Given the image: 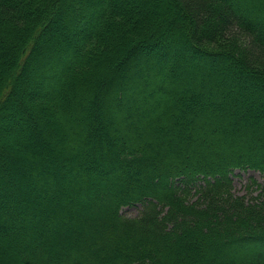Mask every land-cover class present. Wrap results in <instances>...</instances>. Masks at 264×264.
Instances as JSON below:
<instances>
[{"label": "trees", "instance_id": "trees-1", "mask_svg": "<svg viewBox=\"0 0 264 264\" xmlns=\"http://www.w3.org/2000/svg\"><path fill=\"white\" fill-rule=\"evenodd\" d=\"M132 2L0 0V140L29 118L46 140L51 134L52 149L45 147L46 161L36 155L10 170L11 153L0 149V230L12 233L5 257L14 253L11 264H264V181L247 198L232 193L229 176L264 174V117L247 105L244 89L253 81L264 90V0ZM158 2L166 14L156 23L145 10ZM31 138L21 150L41 141L37 132ZM94 159L105 180L127 166L138 176L100 191L101 179L87 174ZM28 166L30 176L17 174ZM51 167L78 179L51 177ZM33 186L74 196L95 188L99 217L73 209V200L20 205ZM134 204L142 205L137 216L120 212ZM34 215L79 219L90 231L49 236ZM187 234L196 251L183 244Z\"/></svg>", "mask_w": 264, "mask_h": 264}, {"label": "rangeland", "instance_id": "rangeland-1", "mask_svg": "<svg viewBox=\"0 0 264 264\" xmlns=\"http://www.w3.org/2000/svg\"><path fill=\"white\" fill-rule=\"evenodd\" d=\"M132 1H134V0H129V3L134 4V2H132ZM164 1L169 3V0H164ZM159 5H160L159 2L155 3L152 6L153 8L148 7L145 10V12L147 14L152 13L153 18L155 20L154 22H156V23L157 22L159 23V21L161 19H163L164 15L166 14V13L163 14L164 11L161 9V8L165 7V5L164 6L163 5L159 6ZM211 49H214V50L221 49V44L218 43L217 46H214ZM180 58L183 59L184 57H180ZM171 60L176 62L177 60H179V55H177L176 52H173L172 57L170 58V61ZM190 61H191V59H190ZM228 66L230 67V70L228 71V73L231 74V76L238 75L237 71L235 70L234 64H229ZM171 70H172V68H171ZM255 85H256V82L250 81L249 84L247 85V87L244 89L247 93V96H246L247 97V101H246L247 105L249 107L251 106L253 108L252 110L257 113V115L259 116L258 120H260L261 118L264 117V90L261 91L260 88L256 89ZM182 90L189 91L190 88L184 87V89H182ZM178 93H180V92H178ZM240 93L243 94L242 88L237 90V93L235 94V97H234L236 100H238L236 97L241 96ZM200 94L201 93L199 92V95ZM211 96H213V99L217 98V96L214 94ZM219 96L220 97L217 98L216 101L218 100L219 102H221V100L226 99L225 94H220ZM209 100H212V99L207 97L206 101H209ZM161 115L162 114H159V116H161ZM19 116H20V114L14 116V117H18V119H19ZM24 117H26V116L24 115ZM15 119H17V118H15ZM19 121L21 124L20 132H17V134H15V132L12 133V131H10V135L7 134V135H5V137H3L4 141L0 140V149H6L7 148L8 152L11 153V157H8L5 159L6 161L7 160L11 161V163L8 166L9 170L14 169L16 167L17 168L20 167V169H21L20 165L25 164V159H28L30 157L33 158L36 155L44 158L46 161V156H45L46 154H44L46 151L45 147L52 150L50 145L47 144V141L49 142V140H51V137H50L51 134L50 133H48V136L50 135L49 140L48 139L46 140L42 136V128H40V126H38V124H35V122H33L34 120L26 118V119H21ZM96 125L101 130L105 128V125L102 122H100L99 120L96 123ZM192 130H194V128H192ZM35 132H37L39 140H41L38 142V145L32 144L31 146L24 147V149L21 150L20 146H22L23 143L28 142V138L30 139L32 134ZM56 136L59 137V134H56L52 137V139L54 138V140H52L53 142L50 141L52 146L59 145L58 140L57 139L55 140V138H57ZM191 139L192 140H191V142H189V144L190 143L191 144L197 143L196 139H194V137H192ZM95 147H97V148H95L96 153H97L98 152V146H95ZM37 152H38V154H36ZM50 153H51V151H50ZM57 155L62 156L63 154L58 152ZM100 161H102V163L109 162L106 159H103V160L101 159ZM109 163H111V162H109ZM10 165H12V166H10ZM102 166H104V165H102ZM102 166L98 165L97 160L94 159L88 163V168L90 170L87 171V174L90 175L92 178H95L97 180H98V178L101 179V182L103 185L98 184L96 186L97 189L100 191L104 190L105 187L110 186L111 183L113 185H119L121 183V181H120L121 179H119V178H125V179L131 178V179H133V178L138 176V173L135 170H133V168H131V166H127L122 170L123 174H121V177L107 173L104 177V178H108V179H106L107 180L106 181L101 176V175H103V174H101V170L103 168ZM23 167L24 166H22V168ZM95 167H100L101 170L97 171L95 169ZM9 172H12V171H9ZM30 172H31V168L28 166V167H25V169H23V172H21V170H20V172L19 173L17 172V174L21 177L27 178L28 176H30ZM48 172L50 173L51 177H53V176L54 177L55 176L56 177L64 176V177H67L68 179H70V181L71 180L76 181L78 179V175H75V173L73 171H69L67 169L63 170L62 168H57V167L52 168L51 167V168H48ZM41 173H44V172H41ZM229 176H230V179L232 181V185H231L232 186V190H231L232 193L235 196H246L247 198L250 197L249 193L251 196H256L259 192L258 188H257V184H262L264 181V174H261L260 172L252 170V169H245V170L235 169L230 173ZM103 182L106 183V186ZM252 182H255L256 184H253ZM196 184L200 185V184H203V182L198 180L194 184V186L193 185L190 186L189 199H196V195H195ZM34 187L35 186H33V188ZM33 188L32 189L27 188V190L22 192V194L20 196L21 198H17V200L19 202L21 201L20 205L26 204L25 199H27V198L33 200L32 202L36 203L37 205L38 204H40V205L47 204L48 208H49V205H52L54 203H56V205L61 206V205H64V203L65 204L68 203L69 200H73L74 201L73 209H80V210L82 209V212L85 213L86 216L89 218L99 217V216H97V213L94 212L95 208H98L100 206L99 202H98V197H95V198L93 197V194L95 193L93 191L95 188H88V190L84 194H81L78 196L75 195L76 199H75V196L72 193L68 192L65 188H61L57 192H55L53 194L49 193L47 195L43 193V190L36 188V187L34 189ZM36 195L39 197H37ZM10 198H12V195ZM13 199L16 200V198H13ZM0 206H2V204ZM47 207H43V208L41 207V208L44 212H46V211H49V209ZM21 209H26V208L24 207ZM141 209H142L141 204H134V205L122 207L120 209V212L126 217H135L139 214ZM33 219L35 220V222H39V221L44 222L43 226L44 227L46 226V229H47L46 231H47L49 236H54V234H57V233L63 231L70 240L73 239V231L75 230V228H81L79 219L68 218L67 220H64V219L60 220L59 218L53 219L52 216H49L47 218V220H46V218H44L45 220H43L42 218H40L37 215H34ZM81 229L83 232H85V234H89L90 230L85 231L83 227ZM19 233L20 232H18L17 235L20 236L21 234H19ZM9 237H12V233H11L10 228H9V230H7V229L2 230V231L0 230V251L2 252V253H0V260L2 262H4L3 264H11V262L12 263L15 262V259H16V256L14 255V253H9L8 255H6L7 257H5V254L3 253L5 247H7L9 245L7 243L8 241L5 239H7ZM192 240H195V238H193L192 235H190V234H187L186 236L182 237L183 244L185 246L187 245V247H189L188 250L190 252L196 251V248H197L196 246L193 247L190 245V243H188L189 241L191 242ZM17 243H19V242H17ZM71 245H72V243H70V246ZM191 247H193V248H191ZM13 252H16V251H13ZM204 262L207 263L206 261H204Z\"/></svg>", "mask_w": 264, "mask_h": 264}]
</instances>
